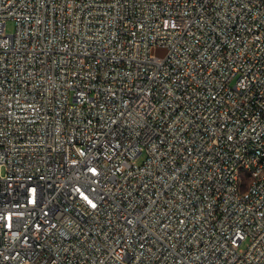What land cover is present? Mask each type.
Instances as JSON below:
<instances>
[{
    "label": "built area",
    "instance_id": "obj_1",
    "mask_svg": "<svg viewBox=\"0 0 264 264\" xmlns=\"http://www.w3.org/2000/svg\"><path fill=\"white\" fill-rule=\"evenodd\" d=\"M260 159L264 0H0V264H264Z\"/></svg>",
    "mask_w": 264,
    "mask_h": 264
},
{
    "label": "bare ground",
    "instance_id": "obj_2",
    "mask_svg": "<svg viewBox=\"0 0 264 264\" xmlns=\"http://www.w3.org/2000/svg\"><path fill=\"white\" fill-rule=\"evenodd\" d=\"M260 176H264V159H260L257 171L252 172H240V183H255Z\"/></svg>",
    "mask_w": 264,
    "mask_h": 264
},
{
    "label": "rangeland",
    "instance_id": "obj_3",
    "mask_svg": "<svg viewBox=\"0 0 264 264\" xmlns=\"http://www.w3.org/2000/svg\"><path fill=\"white\" fill-rule=\"evenodd\" d=\"M4 27H5V31H6L7 33H11V32H13L14 29H15L14 21L11 20V19L7 20V21L5 22V26H4ZM155 53H156L157 55H161V54L164 53V51H163L162 49H157V50L155 51ZM140 159H141V158H139L138 161H140ZM2 172H3V170H2V168H0V173H2Z\"/></svg>",
    "mask_w": 264,
    "mask_h": 264
}]
</instances>
